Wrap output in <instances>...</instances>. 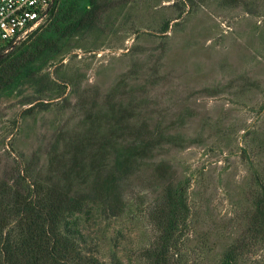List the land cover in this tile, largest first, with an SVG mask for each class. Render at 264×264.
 Masks as SVG:
<instances>
[{
	"label": "rangeland",
	"instance_id": "obj_1",
	"mask_svg": "<svg viewBox=\"0 0 264 264\" xmlns=\"http://www.w3.org/2000/svg\"><path fill=\"white\" fill-rule=\"evenodd\" d=\"M118 1L99 29L42 58L43 92L38 82L0 96V181L33 183L49 168L58 135L76 129L80 101L103 100L123 82L145 91L149 123L183 119L173 133L195 143L147 162L124 187L116 215L88 202L79 215L86 251L103 264H149L161 234L154 168L165 160L187 187L190 211L170 263L221 264L245 239L239 264H264V238L247 230L264 179V0Z\"/></svg>",
	"mask_w": 264,
	"mask_h": 264
},
{
	"label": "trees",
	"instance_id": "obj_2",
	"mask_svg": "<svg viewBox=\"0 0 264 264\" xmlns=\"http://www.w3.org/2000/svg\"><path fill=\"white\" fill-rule=\"evenodd\" d=\"M226 1L236 5L239 0ZM121 2L55 0L43 25L9 52L0 50V96L38 82L43 92L39 81L42 58L59 53L65 40L99 29L101 14ZM123 88L122 82L103 100L97 95L92 101L87 97L80 101L82 117L76 129L58 135L49 168L33 183L24 177L12 184L0 181V264H103L95 253L86 251L79 215L87 211V203L116 215L124 202V187L147 162L166 148L185 149L195 143L173 133L183 119L175 121V126L149 123L145 91ZM33 102L26 99L23 104ZM174 172L165 160L154 168V182L162 188V195L153 218L161 234L146 253L149 264H171L173 240L190 213L187 187ZM259 184L261 197L247 229L255 241L264 238V179ZM248 245L243 239L229 247L221 264H239Z\"/></svg>",
	"mask_w": 264,
	"mask_h": 264
},
{
	"label": "built area",
	"instance_id": "obj_3",
	"mask_svg": "<svg viewBox=\"0 0 264 264\" xmlns=\"http://www.w3.org/2000/svg\"><path fill=\"white\" fill-rule=\"evenodd\" d=\"M55 0H0V50L9 52L48 19Z\"/></svg>",
	"mask_w": 264,
	"mask_h": 264
}]
</instances>
